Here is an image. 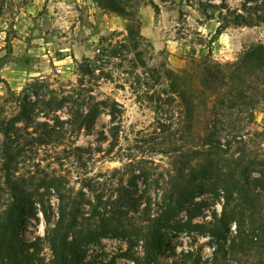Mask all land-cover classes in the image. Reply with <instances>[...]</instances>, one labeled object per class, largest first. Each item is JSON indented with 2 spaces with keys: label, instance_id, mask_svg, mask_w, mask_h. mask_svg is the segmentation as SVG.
Returning a JSON list of instances; mask_svg holds the SVG:
<instances>
[{
  "label": "rangeland",
  "instance_id": "obj_1",
  "mask_svg": "<svg viewBox=\"0 0 264 264\" xmlns=\"http://www.w3.org/2000/svg\"><path fill=\"white\" fill-rule=\"evenodd\" d=\"M243 2L140 0V30L146 38L141 50L148 64L143 69L135 66L136 51L121 45L127 20L93 0H0V117L16 113L19 101L14 94L28 87L32 95L33 82L43 83L47 94H69L80 78L74 58L97 67L93 75L83 79L96 100L114 98L125 108L116 140L108 132L110 115L101 106L90 133L82 130L71 135L67 131L60 141L40 143L31 139L39 131L21 129L22 156L11 177L37 185L43 177L60 175L76 190L82 181H88L95 190L93 194H103L105 200L111 202L120 195L112 203L130 209L133 218L140 215L144 202L139 195L147 190L156 210L175 174L173 159L183 151L202 148L199 135L206 129L214 100L213 93L201 91L203 62H234L244 50L264 42V23L229 25L221 34L216 32L221 6L224 13L228 9L245 13ZM57 54H64V58L58 59ZM165 69L182 74L187 89L193 92L192 123L184 100L174 92L176 87L163 77ZM55 116L67 118L66 108L43 109L38 120L52 124ZM230 121L233 129L224 131L222 137L226 158L232 161L241 155L245 161L264 159V99L260 97L254 110L233 109ZM257 170L251 171L249 179L253 209L260 210L264 217V184L256 180L264 174ZM131 178L135 184L130 183ZM7 182L0 169V211L10 196ZM122 187L130 194L126 195ZM86 191L91 196V191ZM37 193L36 198L49 200L56 210L53 189L40 187ZM201 199L208 205L194 221H211L214 212L220 214L221 203L211 193L195 198ZM35 207L36 213L26 216L21 231L26 241L45 234L46 223L37 202L33 203ZM186 218L183 209L172 223ZM234 228L232 222L230 229ZM126 247L122 238L103 237L87 245L82 264H110L112 258L114 264H133L121 257ZM136 249L142 253L140 246ZM213 249L209 236L168 228L165 243L152 264H211ZM42 254L47 261L51 258L46 240H42ZM263 261L255 251L240 259L241 264Z\"/></svg>",
  "mask_w": 264,
  "mask_h": 264
},
{
  "label": "trees",
  "instance_id": "obj_2",
  "mask_svg": "<svg viewBox=\"0 0 264 264\" xmlns=\"http://www.w3.org/2000/svg\"><path fill=\"white\" fill-rule=\"evenodd\" d=\"M93 1L127 20L126 36L121 45L135 50V66L146 69L148 64L141 50L146 38L141 33L138 16L140 0ZM243 3L245 13H235L229 9L224 13L221 6L218 11V34L229 25L253 26L264 23V0H244ZM154 9L158 13L156 4ZM57 56L58 59L64 58V54ZM74 61L80 78L69 94H47L43 83L33 82V97L28 87L14 94L19 101L16 113L8 118L0 117V169L10 184V196L0 211V264H82L87 245L103 237L125 240L127 247L121 252V257L133 264H152L165 243L168 228L178 231L187 229L209 236L214 246L211 264H241L240 259L252 251L263 259L264 217L260 210L253 209V190L249 179L253 169L264 174V159L245 161L240 155L229 161L222 147V137L224 131L233 129L230 123L233 109L254 110L260 97L264 99V42L247 48L234 62H203L199 80L201 91L213 93L214 100L206 129L199 135L202 148L183 151L173 159L175 174L171 176L156 210H153L147 190L139 195L144 206L136 218L130 214V209L112 203L118 201L120 195L111 202L105 200L103 194H93L95 190L88 181H82L76 190L60 175L43 177L37 185L11 177L22 156L21 129L39 131V135L31 139L40 143L60 141L67 131L71 135H77L82 130L90 133L101 106L110 115V137L113 140L118 138L124 105L114 98L96 100L92 89L84 85L83 79L86 75H93L97 67L86 61L78 62L76 58ZM163 77L176 87L174 92L184 100L189 122L192 123L195 110L193 92L187 89L185 78L170 69L164 70ZM62 108H66L67 118L55 116L52 124L38 120V114L43 109L57 111ZM226 143L230 145V141ZM76 149L81 150L79 147ZM256 180L263 185L264 175ZM130 183L135 184V179L131 178ZM40 187L53 189L57 198L56 210L49 200L36 198ZM85 188L91 191V196H88ZM121 190L126 195L130 194V190L125 187ZM204 193H211L220 201L221 212H214L211 221H194L202 208L208 205L205 199L195 200ZM34 202L39 204L38 209L43 214L45 234L44 237L37 236L32 241H26L21 231L26 216L36 213ZM183 209L187 218L172 223ZM232 222L234 230L230 229ZM42 240L48 242L51 253L48 261L42 254ZM137 246L141 247V254ZM109 261L114 264L113 258ZM259 264H264V261Z\"/></svg>",
  "mask_w": 264,
  "mask_h": 264
}]
</instances>
